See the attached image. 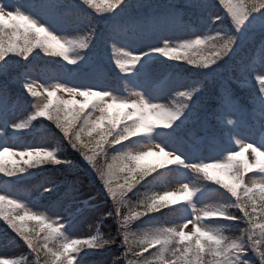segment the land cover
Listing matches in <instances>:
<instances>
[{
	"label": "snow or ice",
	"instance_id": "6c2138e0",
	"mask_svg": "<svg viewBox=\"0 0 264 264\" xmlns=\"http://www.w3.org/2000/svg\"><path fill=\"white\" fill-rule=\"evenodd\" d=\"M146 8L149 6L145 0H108L105 9L98 7L97 0H0V129H3V137L28 129L38 117L54 125L60 139L81 157L110 200L112 211L107 216L120 224L119 234L123 237L120 247L127 248L124 256L131 253L137 258L128 264H167L165 251H171L175 257L172 264H264V222L255 217L257 189L259 211L264 217V0H184L179 7L173 3L162 10L145 11ZM90 9L107 14L94 15ZM187 9L199 13L195 20L199 24L207 21L208 28L200 32L192 16L185 20ZM213 24H219L223 30L210 34ZM177 31L184 34L174 42L173 33ZM101 33L107 47V62L115 65L119 75L143 78V82L134 81V87L142 89L139 91L125 83L131 102L109 87L111 77L103 65L95 61L94 46ZM152 37L156 42L144 51L135 53L128 48L131 40ZM18 39L23 43L17 44ZM216 42H221L222 46L215 47ZM246 51L236 65L235 70L240 75L233 81L226 73L233 70L232 61ZM190 52L199 53L200 57ZM41 54L62 58L67 67L53 79L36 84L35 80L24 78L25 69L31 60L42 59ZM17 57L23 58L24 63ZM155 57L206 70L204 81L192 90L172 92L165 77L154 85L153 92L149 85L158 71L151 64ZM142 60L144 63L137 74L135 69ZM68 68L76 71L70 73ZM205 81L214 91L204 90ZM234 83L245 87L246 91L251 90L246 103L235 91ZM34 86L47 89V102L28 99L25 92L33 98L40 95ZM58 91L66 92L69 97H82L79 107H70L75 103L73 99H58L54 105L52 98ZM175 98H178V106L159 102ZM22 109L31 114L24 122L17 123L12 119L14 110ZM249 122L255 125L253 136L240 137L239 128L248 127ZM154 136L159 137L155 142ZM85 137L90 139L85 141ZM141 138H146L147 146L158 152L144 151L142 146L137 150L127 148L129 142ZM17 146L0 138V157L4 153L18 156L27 168L68 163L56 158L55 149L20 146L24 150L10 151ZM185 149L193 155H186ZM246 150L260 158L255 178L248 180H245V173L252 172L256 164L245 162L241 166L235 163ZM154 154L163 159L151 165L142 163ZM99 156L104 158L102 166ZM169 165L202 173L205 180L225 190L227 204L198 210L192 198L199 190L190 188L188 183H182V192L189 202L168 212H162L161 208L167 207L164 202L175 193L165 192L134 203L143 183L173 168ZM27 168L18 166L10 171L0 160V173L7 178L22 175ZM209 170H218L230 182L225 183L209 174ZM53 187L56 186L43 189L41 195ZM80 194L79 181H66L55 206L67 200L71 207L73 202H80ZM6 206L19 211L6 212ZM185 206L191 209L190 214L177 215ZM157 212L175 217L171 224L176 228L132 232L134 222L144 217L158 219L153 215ZM26 220L38 221L47 229L45 241L60 233V239L65 242L55 250L46 243L41 246L36 242L39 232L29 235L23 226ZM206 220L221 222L223 226L209 228ZM0 221L12 240L19 241L28 250L27 256L32 259L27 264H39L42 252L50 257V264H83L81 253L92 255L111 249L106 246L117 243L114 236L102 238L99 229L96 235L85 233L89 239H69L63 235V218L47 224L43 213H30L28 206L8 192L0 193ZM188 223L192 228L185 234ZM56 224L59 227L54 226ZM244 224L247 227H241ZM169 245H173L174 250L169 249ZM152 248L157 251L150 252ZM5 262L25 264L24 260L0 259V264ZM111 264H120V259L114 258Z\"/></svg>",
	"mask_w": 264,
	"mask_h": 264
},
{
	"label": "rangeland",
	"instance_id": "374dc122",
	"mask_svg": "<svg viewBox=\"0 0 264 264\" xmlns=\"http://www.w3.org/2000/svg\"><path fill=\"white\" fill-rule=\"evenodd\" d=\"M97 3H100L103 7L108 6V0H97ZM218 11H221V9H217ZM207 27L202 28L200 32H203ZM223 29L221 27H217L216 29L211 28L210 34H215L218 31H222ZM184 33H181L179 31L173 33V41H176V38L180 35H183ZM42 35V34H41ZM101 42L104 43V37L101 35ZM98 37V38H99ZM72 39L73 37H69ZM202 38V37H201ZM155 37L152 38H142L140 40H131L128 44V48L132 50L135 53H139L141 51L146 50L148 47H150L153 43H155ZM178 42V41H177ZM98 45V43H96ZM96 45L94 46V51L96 49ZM106 46V45H105ZM107 48V47H106ZM166 61L163 60V58L155 57L152 59L151 63L156 61ZM62 66L61 68L67 67L63 64H66L65 61L61 58ZM144 63L142 60L140 64L137 65L135 72L138 74L140 71L141 65ZM107 65L110 66V64L107 62ZM113 70H115V74L111 75L108 72V69L104 67L105 71H107V74L111 79L108 81L109 87H112L116 89V91L120 95H124L129 98V102H131L132 97L130 95V92L125 89V83L129 85V87H134V81L136 79H140L141 82H143V78L139 77L138 75L135 76H126L121 77L119 75V70L115 68V65L112 64ZM157 69V73L154 74V78L149 85V88L155 92L154 85L158 83L161 79H164L167 77L166 83L170 86L171 91L175 92L177 89L179 90H192L198 86L197 83H194L190 80H184L180 77L179 73L175 71L170 70H163L154 67ZM51 70V71H50ZM48 76H44V73L40 71V68L38 66L30 65L29 68L26 70L25 79L27 80H35L36 84H40L42 80L44 79H53L55 76H58L63 70H61L59 67H52L50 69ZM68 71L71 73L73 71H76V69L68 68ZM80 73H78L77 78H79ZM240 87V86H239ZM20 90V89H19ZM34 90L40 93L39 96L36 98L31 97L28 93L25 92V95L28 97L29 100H36L47 102L46 98V91L47 89L41 87H35ZM134 91L142 90L140 88L133 89ZM29 96L31 98H29ZM53 101L55 99H73L75 101V104H79V102L83 99L80 96L76 97H69L66 92H57L56 95L52 98ZM160 103H174L178 106V98L175 99H162L159 101ZM55 104V102H53ZM36 109H32L31 111H35ZM114 112L117 110H113ZM15 115L12 117L17 123H22L25 120H27L28 116L31 114L30 112L26 110H14ZM96 116H99V112L95 113ZM41 117H38L37 120H40ZM34 121L31 122L28 129H21L19 130V133L17 135L3 137V129H0V138H2L7 143L18 145L17 147L12 148L10 151L12 152H19L24 150L20 146H29V147H35V146H45L47 148L55 149V155L56 158L63 160L58 155V150L55 146V139L50 138L47 135L39 134L38 132L32 131ZM249 126L244 127L241 126L239 128V136L243 137L245 139L251 138L253 136L249 131ZM134 139V138H133ZM153 141H157L159 137L154 136ZM147 139L141 138L138 140L132 141L131 145H127V148L130 150H137L141 146L143 147L144 151H152L153 153H157L158 149L151 148L147 146ZM185 154L188 156L193 155L192 152H190L188 149H185ZM206 154V153H205ZM163 157L159 155H152L148 156L142 161L145 165H151L158 163L160 160H162ZM259 157H253V154L251 153V150L244 151L239 157L236 158V161H241V163H247L249 165L256 164V168L253 169L252 172H246L245 173V180H248L249 177L255 178V172L258 170L259 167ZM0 160L3 161L4 167L7 169L12 170L13 168H16L18 166H26L23 165V161L18 156L10 155L9 153H4L2 157H0ZM65 161V160H63ZM68 164V163H67ZM66 165V164H64ZM53 167V166H51ZM59 167V166H57ZM168 167H173L170 169H165L162 171L161 175L158 176L155 179V183L150 187V190L147 192V197L153 196V195H163L165 192L169 193H175L176 195L169 196L167 201L164 203L167 205V207H162V209H168L170 210L173 207H181L182 205L188 203V197L185 193L182 192V183H188L190 188L198 189L197 195L193 197L194 203L197 206V209H203L205 206H213L215 204H227V200L225 197V194L223 193L225 190L220 189L219 185H216L212 183L211 181H207L203 178L202 173H195V172H188L183 169L175 168L172 165H169ZM55 168V167H53ZM81 170H78L77 172H80ZM209 174L216 176L218 179H221L225 183H229L228 177L219 173L218 170H209ZM39 176V175H38ZM37 177V176H36ZM52 175H49L47 178H43L40 180V182L35 186V189H31L30 193L25 195L22 190L19 188L15 189L14 187H4L2 184L3 179H0V193L8 192L13 197L20 200L22 203H24L26 206H28V211L32 214L37 213H43V215L46 218L47 224H52L53 221H59L61 218H63V222L65 224V228L63 229V235L69 239H75V238H82V239H89V235H85V233H91V235L97 234L98 224L100 223L102 217L104 218L107 216L109 212L112 211L110 204L106 203L105 201V194L103 192V195L97 196V193H91L88 192L86 194H83L79 196L80 202H73L71 204V207H68L69 201L65 200L63 203L59 205V207H56L55 209L51 208L50 201L42 202V198L45 197L46 193L41 195V192L45 188H49L53 185L56 187H53L51 191L58 188L57 182H52ZM37 182V181H36ZM101 189L99 188L98 193H100ZM48 193V192H47ZM90 197H95L94 199H90ZM83 201H87V204H84ZM80 207H83L84 211L77 212V209H80ZM19 210H13L9 209L6 206V212H13L15 213ZM191 212V209H188L186 206L183 209L182 213H178L177 215H183L188 216ZM72 214V215H70ZM20 215H23V211H20ZM202 215V212H201ZM175 217H170L169 220H166L164 223H162L158 227H149L146 229H162L167 227L176 228L175 224H171L174 222ZM70 221V222H69ZM205 223L209 228L216 229L220 228L222 226L221 222L216 221H209L206 220ZM56 227H59V224L54 225ZM91 226V227H90ZM192 224L188 223L187 227L184 228L185 234H188L191 231ZM139 231V232H140ZM57 235L60 237V233H57ZM58 238V237H57ZM60 239V238H59ZM65 241L61 239V244ZM28 250L23 247L19 241H13L11 237H8L7 239L0 240V259H3L4 257H7L8 260H16V261H23L26 259ZM112 256H120V251L116 250L112 253ZM7 264V262H5ZM83 264H92L90 259L85 258L83 259Z\"/></svg>",
	"mask_w": 264,
	"mask_h": 264
},
{
	"label": "trees",
	"instance_id": "16d2710c",
	"mask_svg": "<svg viewBox=\"0 0 264 264\" xmlns=\"http://www.w3.org/2000/svg\"><path fill=\"white\" fill-rule=\"evenodd\" d=\"M183 2H184V0H145L146 5L149 6V8L145 9V11L155 10V9H160V8H167L170 5H172L173 3H176L177 6L179 7L180 5L183 4ZM97 4H98V7L100 9L106 8V7H103L100 3H97ZM90 11H92L94 15H106L107 14L104 11H100L99 13H97L95 9H90ZM198 15H199V13L195 12L194 10H191V9L185 10V20H187L189 16H192L194 19V23L197 27L200 25L198 20H195V17ZM204 25H208L207 21H205ZM212 26L218 27L220 25L219 24H213ZM225 26H227V25H225ZM6 41H7V37H6ZM16 43L22 44L23 40L18 39L16 41ZM101 48H105V46L101 45ZM34 52H35V50H34ZM104 53L105 54L107 53V48H105L104 51L100 50L99 55L103 56ZM189 54L194 55L197 58L200 57V54L196 53V52H190ZM244 54H247V51L244 52ZM41 55L43 57V54H41ZM17 59H19L21 61V63H24L23 58L17 57ZM54 60L60 61V58L59 57H43L42 59L31 60V63L37 64L43 68H48L51 65L59 64V61H54ZM232 63H234V61H232ZM167 64H169V65H167ZM167 64H166V67H173V68L182 69L183 71L181 74L184 77V79L196 80L199 83H201V81H204L206 70L201 71L199 69L193 68L190 65L183 64V63L169 62ZM161 65H165V63H161ZM238 73H239V71L235 72V74H238ZM255 87H256V85H255ZM256 89H257V87H256ZM204 90L209 92V93L214 91V89H212V86L208 85V83L206 81L204 83ZM17 91H19V89H17ZM239 92L242 95L243 98L242 97L241 98L244 102H245V99H248V97L251 95V90L246 91L245 87H243ZM70 107H79V104L74 103ZM86 111H87V109H86ZM32 131L38 132L39 134L44 133V134L48 135L49 137L54 138L56 141L55 146L58 150V155L63 160L68 161V164L61 165V166L55 167V168L51 167V165H39L36 168H27V166H24L27 168V171L25 173H23L22 175H18L16 177H11V178L4 177L3 173H0V178L3 179L2 184L4 185V187H9V188L14 187L15 189L19 188L20 190H22V192L25 195H27L31 192L30 190L32 188L33 189L36 188L35 186L40 182L41 179L47 178L49 175H52L53 176L52 181L57 182L59 188L53 192L47 193L45 199L46 198L50 199L52 201L53 205L56 204L57 200L59 199V197L63 193L66 181H79V188H80V193H81L80 196L85 194V193H88V192H91L94 194L97 193V196H99L100 194L103 195V193H101L102 191H100V193H98L100 187L97 184V182L95 181L94 176L91 175L90 169L87 168V166L85 165V163L83 162L81 157L76 152H74L70 147H68L66 142H64L62 139H60L59 133L54 128V125H51V122L46 121V120H44V118L41 117L40 120L38 119V120L34 121ZM88 139H90V138H88V137L84 138L85 141H87ZM131 144H132V141L129 142L127 145H131ZM117 147H124V146H117ZM98 161H99V165L102 166L104 163V158L102 156H99ZM237 164L241 165V163H237ZM14 169L15 168H13L12 170H14ZM8 170H10V169H8ZM12 170H10V171H12ZM78 170H81V171L77 172ZM154 183H155V179H152V178H149L148 181H145L143 183V185L139 188V191H140L139 197L134 198L133 202L138 203L139 200L146 198L147 192L150 190V187ZM259 196H260V193L258 190L256 192L257 212L255 213V217H256L257 221L264 222V217H261L260 211H259V204H260ZM104 197H105V201L111 205V209H112V204H111L110 200H108L106 196H104ZM124 211H127V210L125 209ZM236 211L238 212V210H236ZM162 212H168V211H162ZM153 215H156L158 217V219L154 218V217H144L143 220L134 222L133 225L131 226L132 232L137 233L141 229H145V228H149V227L153 228L155 226L158 227L162 223H164L166 220H169V218H170L169 216L160 215L159 212L154 213ZM2 223L3 222L0 221V224H2ZM22 224L28 230L29 235H36V233L39 232V236L37 237L36 242L40 243L41 246H43V244L46 243L48 245V247L53 249V250L60 247L59 238H57L56 236H53V238L50 240H47V241L44 240L47 229L43 228L38 221L26 220V221H23ZM241 227H247V225L244 224ZM98 229H99V235L102 238H107L109 235H111V236L116 237L117 243L116 244H110V245L106 246V247H109L111 249L102 250V251L96 252L92 255L85 256L84 253H81L80 255L83 257V259H85V258L90 259L92 264H111V261L114 258H119L120 264H128V261H135L137 259L131 253H129L128 256L125 258L124 253L127 251V248H121L120 247V245L123 242V237L120 236V234H119L120 233V224L116 220L107 216V217L102 219V221L99 224ZM225 235H232V233H225ZM9 236H11V234L5 231L3 225H0V240L7 239ZM158 247L159 246H157V248ZM168 247H169V249L174 250L173 245H169ZM193 247H195L194 241H193ZM116 250L120 251V256H118V257L114 256L113 257L112 253L115 252ZM149 251L155 253L157 251V249L152 248V249H149ZM144 255L147 256L148 253H144ZM72 256H73V254L70 253V258H72ZM31 259H32V257L28 256L24 260L25 264H27V261H29ZM33 259H35V257H33ZM61 259H63V257ZM153 259L155 260L156 257L154 256ZM164 259L167 261V264H172V261L175 259V257L172 256L171 251H165L164 252ZM39 264H50V257L46 253L42 252L40 257H39Z\"/></svg>",
	"mask_w": 264,
	"mask_h": 264
},
{
	"label": "clouds",
	"instance_id": "9594fccd",
	"mask_svg": "<svg viewBox=\"0 0 264 264\" xmlns=\"http://www.w3.org/2000/svg\"><path fill=\"white\" fill-rule=\"evenodd\" d=\"M214 46H215V47H221L222 44H221V42H216Z\"/></svg>",
	"mask_w": 264,
	"mask_h": 264
}]
</instances>
